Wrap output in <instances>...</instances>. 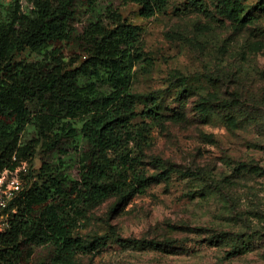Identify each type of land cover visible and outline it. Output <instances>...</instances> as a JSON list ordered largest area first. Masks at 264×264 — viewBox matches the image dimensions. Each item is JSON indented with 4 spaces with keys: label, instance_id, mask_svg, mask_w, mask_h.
<instances>
[{
    "label": "rangeland",
    "instance_id": "obj_1",
    "mask_svg": "<svg viewBox=\"0 0 264 264\" xmlns=\"http://www.w3.org/2000/svg\"><path fill=\"white\" fill-rule=\"evenodd\" d=\"M220 1L201 0L204 11L167 0L149 19L133 4L119 8L153 63L134 69L131 91L133 123L151 128L142 166L160 179L121 204L111 197L88 207L75 231L88 248L73 264H264V0H233L236 14ZM110 2L120 5L101 0V9ZM13 60L38 56L24 50ZM58 158L40 141L31 159L5 171L22 192ZM69 168L76 178L73 161Z\"/></svg>",
    "mask_w": 264,
    "mask_h": 264
},
{
    "label": "trees",
    "instance_id": "obj_2",
    "mask_svg": "<svg viewBox=\"0 0 264 264\" xmlns=\"http://www.w3.org/2000/svg\"><path fill=\"white\" fill-rule=\"evenodd\" d=\"M116 1L102 10L101 0H0V174L31 159L40 141L59 154L5 210L0 264H73L88 248L75 235L88 207L111 197L121 204L160 179L142 166L151 128L133 123L131 91L134 69L153 63L119 8L133 4L149 19L168 2ZM191 2L202 9L201 0ZM220 3L228 14L241 10L233 0ZM24 50L38 60L15 62ZM26 130L35 138L22 141Z\"/></svg>",
    "mask_w": 264,
    "mask_h": 264
},
{
    "label": "built area",
    "instance_id": "obj_3",
    "mask_svg": "<svg viewBox=\"0 0 264 264\" xmlns=\"http://www.w3.org/2000/svg\"><path fill=\"white\" fill-rule=\"evenodd\" d=\"M9 176L12 179H9ZM20 193L19 184L17 179H13L12 173L5 171L0 175V216L5 213V210L8 208L9 203ZM9 217V215H8ZM8 220V219H7ZM7 220L2 222L0 232L6 227Z\"/></svg>",
    "mask_w": 264,
    "mask_h": 264
}]
</instances>
